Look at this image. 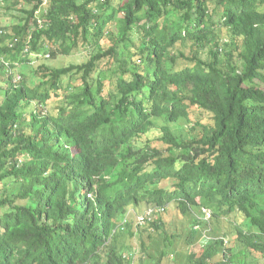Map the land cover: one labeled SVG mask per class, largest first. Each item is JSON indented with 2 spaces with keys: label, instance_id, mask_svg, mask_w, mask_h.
I'll return each instance as SVG.
<instances>
[{
  "label": "trees",
  "instance_id": "16d2710c",
  "mask_svg": "<svg viewBox=\"0 0 264 264\" xmlns=\"http://www.w3.org/2000/svg\"><path fill=\"white\" fill-rule=\"evenodd\" d=\"M259 258L264 0H0V264Z\"/></svg>",
  "mask_w": 264,
  "mask_h": 264
},
{
  "label": "rangeland",
  "instance_id": "374dc122",
  "mask_svg": "<svg viewBox=\"0 0 264 264\" xmlns=\"http://www.w3.org/2000/svg\"><path fill=\"white\" fill-rule=\"evenodd\" d=\"M15 14V13H14ZM4 17V16H3ZM9 23H12V18L9 17L8 21ZM85 53H82V52H76L73 56H71L70 58H68V60H65L62 59L60 61H56L54 62L55 65H58V62H62L63 64H70L72 62H75V63H79L83 60H85ZM30 60V59H29ZM39 65V63H37V61H31V64L27 65L28 67V70L27 72H30L31 70H34V68H36L37 66ZM19 71L21 72V68L19 69ZM19 75V73H17ZM161 133V130L160 129H157V130H153L150 134V138H154L156 140V138L160 135ZM149 138V137H148ZM148 138H144V142L148 139ZM143 143V142H141ZM156 212V211H155ZM161 215V214H160ZM158 215L156 217V219L160 216ZM133 217V215H132ZM136 217H133V219H136ZM161 219L162 221L164 222V225H165V228H166V231L167 233L169 234H172L173 232L175 233H181L183 232V234H187L189 232V228H190V222L184 218H182L181 214L179 212H177L174 208L172 207H169L167 208V211L163 212V215L161 216ZM140 234H137L134 238H128V236L126 237H122L120 238V243H127L132 245L133 248H136V247H139L140 246ZM145 238H147V236H144ZM128 238V239H127ZM208 241V238L205 237L204 239H201V244H205L206 242ZM159 243H162V238H160L158 240ZM185 243V242H184ZM175 245H177L175 243ZM178 247V246H176ZM183 249V247H182ZM179 250V249H178ZM151 251L153 252L154 249H151ZM150 252V253H152ZM171 254H173V249L171 250V252H169ZM259 263L260 264H264V260L261 261V259L259 258ZM165 264V263H164Z\"/></svg>",
  "mask_w": 264,
  "mask_h": 264
},
{
  "label": "built area",
  "instance_id": "2783aa9c",
  "mask_svg": "<svg viewBox=\"0 0 264 264\" xmlns=\"http://www.w3.org/2000/svg\"><path fill=\"white\" fill-rule=\"evenodd\" d=\"M204 212H205L207 218L211 217V213L208 210H205ZM142 221H144V218H142Z\"/></svg>",
  "mask_w": 264,
  "mask_h": 264
}]
</instances>
